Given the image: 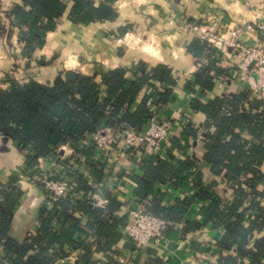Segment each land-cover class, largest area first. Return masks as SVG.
Listing matches in <instances>:
<instances>
[{
    "label": "crops",
    "instance_id": "0c3cea01",
    "mask_svg": "<svg viewBox=\"0 0 264 264\" xmlns=\"http://www.w3.org/2000/svg\"><path fill=\"white\" fill-rule=\"evenodd\" d=\"M16 5H22V3L19 0H0V19L5 20L6 24L9 21L7 22L2 16H6ZM115 6L118 18L114 21L82 26L72 24L65 17L57 30L48 34L46 44L42 49L35 51L29 63H26L27 57L23 55L24 44L19 41L18 31L14 29L9 40L5 38L3 42H0V78L5 88H9L11 84L6 81L7 76L16 80L34 79L40 83H47L54 81L62 71L102 75L117 68L131 69L141 61L151 66L166 65L171 68L176 85L172 88L169 101L164 103L163 110L159 113L160 118L180 124L176 126L172 138H180L189 126L197 134L190 138L189 144L181 141L180 147H174L171 140L170 144L174 152L172 154L165 152L162 160L171 163L174 168H177L180 162L195 160L196 167H193L191 172L200 171L205 184L215 188V194L220 195L221 198L226 199V196L232 198V191L226 192L225 195L223 173L215 176L211 171V165L205 160L206 135L216 131L215 122L203 112L196 111L193 102L200 101L208 104L217 98L232 99L236 95L249 93L248 99L240 104V108L249 111L253 96L246 77L250 72L240 67L242 58L238 55L230 58L218 50L214 56L207 51L200 57L190 53L189 47L198 37L195 32L184 30L182 27L188 23L208 25L213 16L220 14L225 20L222 32L226 36L231 35L237 28L245 29L248 25L255 24L253 31L244 32L241 35L240 42L244 46L253 45L264 49V29H262L264 28V0L250 2L245 0H116ZM125 27L129 30L125 35H121L120 30ZM234 52V49L230 50V53ZM213 58L216 60L215 66L209 70V76L213 79V88L205 91L197 85L196 74L200 69L209 67ZM220 69L230 72L228 79H225L224 75L215 74V71ZM158 87L162 92L170 89L167 84L158 83ZM148 94H150L149 86L145 87L138 101L141 102ZM186 117L190 122H185ZM205 127H209L210 130L205 131ZM241 136L244 141L257 144L263 142L264 145V137L257 140L248 132H243ZM229 139L230 136H227L226 140ZM66 147V155L75 157L78 162L87 166L90 163L95 164L90 148L78 154L74 149ZM152 157L153 155L143 154L134 158L121 157L115 161L112 165L116 174L114 194L110 198L108 208L99 209L103 211L100 217L92 211L79 213L75 210L70 212V218L60 214L55 216L51 225L53 233L57 236L70 234L77 245L74 246L70 242L55 243L47 251V257L51 259L52 255L56 256L55 262L60 256L69 257L64 264H105L107 251L117 249L120 254L129 257L127 264H159V262L160 264H224L222 260L224 256L235 258L237 264H252L249 257H240L237 244L230 250L221 246L224 230L217 226L202 225L197 230L192 228L186 232L188 236L184 238L180 237L176 228H172L169 231V244L164 251H158L155 248L141 251L137 247L128 245L129 242H122L119 232L121 222L114 227L115 236L109 231L100 236L95 235L96 225L101 220L108 225L113 224L114 219L120 220L121 214L118 212L121 207L134 200L137 189L134 179L143 175V161L150 160ZM41 170L52 174H67L62 161L57 156L40 158L38 165L32 166L28 156L21 150L19 142L0 134V183L7 186L14 180V184L23 192L14 210L9 233L19 243H30L35 236L41 234L43 220L58 202H52L47 197L40 179ZM261 170L264 172V162ZM245 178L246 176L243 179ZM102 181L103 179L98 182ZM215 183L218 185L214 186ZM87 186L92 190L93 187L88 183ZM158 192L159 188L155 186L149 193L147 199L151 202V209L157 202ZM163 192L167 196L163 205L169 209H172L178 200L195 196L194 189L187 183L181 187L169 186L164 188ZM246 192L249 194L251 190L246 188ZM252 196L250 195L243 203V208L247 210L244 218L245 226L250 225L259 213V209L252 207L255 201L262 199L255 198L254 201ZM205 205H207L206 202L197 198L194 200L184 219L176 223L184 226L183 232L191 224H204L201 209ZM261 207L263 208L264 205ZM260 243L264 244V230L256 233L246 247L251 249ZM40 248V244L34 245L30 254H38ZM263 258L264 256L261 257L260 264H264ZM55 262L52 264H57Z\"/></svg>",
    "mask_w": 264,
    "mask_h": 264
},
{
    "label": "trees",
    "instance_id": "16d2710c",
    "mask_svg": "<svg viewBox=\"0 0 264 264\" xmlns=\"http://www.w3.org/2000/svg\"><path fill=\"white\" fill-rule=\"evenodd\" d=\"M19 1L22 5L14 6L7 13L9 22L4 28L8 40L13 30L17 29L19 41L24 44L23 55L27 57L26 63L30 62L35 51L44 47L48 34L56 31L65 17L72 24L82 26L114 21L118 18L116 0ZM128 30L127 27L122 28L121 35H125ZM205 51L211 52L213 56L217 54L211 44L199 38L189 47V52L195 56L200 57ZM215 62L213 58L209 67L200 69L196 74L197 85L205 91L213 88L209 70L215 66ZM215 72L216 75H224L225 79H228L230 73L226 69ZM7 78L6 81L11 83L10 87L0 88V134L19 142L21 150L35 167L40 158L55 154L63 146H68L81 154L87 149L82 144L83 140L103 125L118 128L126 125L139 131L152 116L149 102L153 100L164 105L169 101L172 88L176 85L171 68L163 64L151 66L145 61L139 62L131 69L117 68L102 75L62 71L54 81L47 83H40L34 79L16 80L8 76ZM158 83L167 84L170 89L162 92ZM147 86L151 89L150 94L139 102L138 98ZM248 97L249 93H243L232 99L217 98L208 104L193 102L196 111L203 112L215 122L216 131L206 135L205 160L211 165V171L215 176L223 173V182L237 185L232 187V198L226 196V200H222L220 195L215 194V188L205 184L200 171L191 172V169L196 167L195 160L180 162L179 166L174 168L171 163L155 156L143 161L144 173L134 179L137 184L134 198L147 199L150 191L157 186L159 188L157 202L151 210L173 223L184 219L196 198L206 202L207 205L201 209L204 224H191L189 228L184 229V233L192 228L197 230L202 225L217 226L224 230V237L220 242L222 247L230 250L237 244L240 257H249L252 264H260L261 257L264 256V244L260 243L251 249H247L246 246L256 233L264 230V207L255 201V198L264 201V172L261 170L264 162V145L263 142L257 144L244 141L241 135L248 132L257 140L264 137V110L260 111L263 101L254 97L249 111L240 108L241 102ZM196 134L189 126L180 138H172V144L174 147H180L181 141L189 144L190 138ZM227 136H230L229 140H226ZM90 150L94 152V148ZM85 156L89 158V155ZM88 167L90 174L97 181L103 179V164L90 163ZM70 177L77 182V190L91 191L84 175L70 172ZM14 183V180L7 186L0 183V264H52L56 256L52 255L49 259L46 255L50 246L69 242L77 245L72 235L57 236L53 233L51 225L55 216L60 214L70 218L71 209L79 213L92 211L97 217L103 214V211L95 209L85 199L59 200L43 220L41 234L35 236L30 243H19L9 234L14 210L23 195ZM186 183H192L195 196L178 200L172 209L166 208L163 202L167 196L163 189L169 186L181 187ZM216 185L218 184L215 183L214 186ZM246 188H249L251 193L248 194ZM229 191L226 189L225 195ZM250 195L254 196L251 198L255 201L252 208L259 209V213L250 225L245 226L247 210L243 208V203ZM113 221V224L108 225L101 220L96 225L95 235L100 236L109 231L115 236L114 227L121 220ZM36 244H40V252L36 255L30 254ZM115 251L111 250L113 253ZM106 260L105 264H119L111 254H108ZM222 260L224 264H237L236 259L231 256H224Z\"/></svg>",
    "mask_w": 264,
    "mask_h": 264
},
{
    "label": "built area",
    "instance_id": "2783aa9c",
    "mask_svg": "<svg viewBox=\"0 0 264 264\" xmlns=\"http://www.w3.org/2000/svg\"><path fill=\"white\" fill-rule=\"evenodd\" d=\"M248 1L250 2L251 0H245V2ZM2 18L8 22L7 15L2 16ZM224 22L223 16L216 14L208 25L188 23L182 28L195 32L200 40L211 44L216 50L226 54L228 57L235 58L238 55V57L242 58L240 67L250 72L246 80L252 96L263 101V106L260 108V111H262L264 110V49L253 45L244 46L240 42L241 35L244 32L253 31L255 24L248 25L245 29L237 28L231 35L226 36L222 32ZM0 26L2 27L0 29V42H3L6 38L5 20L0 19ZM231 49H234L235 52L230 53ZM232 74L235 75V72L232 71ZM0 88H5L1 78ZM149 90L151 89L149 88ZM149 106L152 109V116L139 131L128 128L126 125H123L122 128L103 125L83 140L82 144L87 149L94 148L92 154L94 162L104 165L102 182H98L90 174V168L87 165L78 162L73 156L66 155V146L61 147L55 154L51 155L57 156L62 161L63 168L67 174H52L46 170H41V183L50 201L85 199L95 209L106 210L110 204V198L114 194L116 174L112 165L115 161H118L121 157L134 158L143 154H150L162 159L165 152L172 154L174 152L170 144L172 134L176 126L180 124L160 118L159 113L163 110V104H158L152 100L149 102ZM185 122H190L187 117ZM209 130V127H205V131ZM70 172L84 175L88 185L93 187L92 190L88 192L77 190L78 184L70 177ZM187 184L192 187V183ZM223 185L225 189H229L232 192V187H237L236 184L233 185L227 182H223ZM258 202L260 206L264 205L263 200H258ZM119 212L118 214H121L119 217L121 220L119 227L121 241L132 242L141 251L150 248L164 251L169 244V231L172 228H176L179 231L181 238L188 236L182 231L184 227L182 224L178 225L154 214L151 210L149 199L139 200L134 198L131 203L124 204ZM116 251L118 250L116 249ZM116 251L115 253L107 251V254L113 255L119 263L127 264L130 260L129 257ZM216 257L218 258L219 255ZM68 260L69 257L60 256L55 263L64 264Z\"/></svg>",
    "mask_w": 264,
    "mask_h": 264
},
{
    "label": "water",
    "instance_id": "95a60500",
    "mask_svg": "<svg viewBox=\"0 0 264 264\" xmlns=\"http://www.w3.org/2000/svg\"><path fill=\"white\" fill-rule=\"evenodd\" d=\"M128 245L133 246L134 248L136 247V245L134 243H131V242H129Z\"/></svg>",
    "mask_w": 264,
    "mask_h": 264
}]
</instances>
